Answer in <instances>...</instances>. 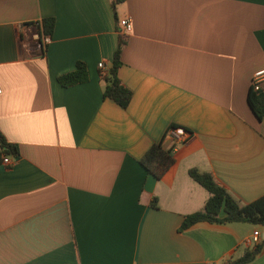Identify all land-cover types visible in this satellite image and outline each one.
Segmentation results:
<instances>
[{
  "label": "crops",
  "instance_id": "1",
  "mask_svg": "<svg viewBox=\"0 0 264 264\" xmlns=\"http://www.w3.org/2000/svg\"><path fill=\"white\" fill-rule=\"evenodd\" d=\"M121 34L125 107L98 68ZM78 61L86 80L62 86ZM263 67L264 0H0V132L18 147L0 164V264H225L257 244L245 264H264L263 225L178 230L209 195L190 168L241 203L264 195V116L247 103ZM172 125L188 137L156 179L139 159Z\"/></svg>",
  "mask_w": 264,
  "mask_h": 264
},
{
  "label": "trees",
  "instance_id": "2",
  "mask_svg": "<svg viewBox=\"0 0 264 264\" xmlns=\"http://www.w3.org/2000/svg\"><path fill=\"white\" fill-rule=\"evenodd\" d=\"M122 0H112V7ZM53 18H44L41 21V31L43 35H48L53 28ZM125 44L123 34L118 36L116 49L113 53L111 65L101 77L105 81L102 95L116 101L120 106L125 107L130 99L131 92L126 88L117 77V69L121 64L120 51ZM62 86H69L86 80L85 65L78 61L75 68L69 72L63 73L57 77ZM247 103L256 118L264 116V94L261 91H254L249 88L247 94ZM176 127L172 125L170 128ZM183 128V127H182ZM184 129V128H183ZM172 145L166 146L162 139L153 143L139 159V163L147 173L152 174L159 179L162 174L173 164L174 158ZM18 147L14 143L7 142L0 132V159L2 155H16ZM189 176L203 186L209 193L208 198L203 206L192 213L184 215L178 230L182 231L199 221H208L216 223L228 222H249L264 226V195L246 202L241 203L230 195L223 187L218 185L213 176L208 172H198L195 168L188 170ZM154 203L152 202V205ZM261 248L257 244L253 249L245 251L241 256L231 261V264H245L254 258V252Z\"/></svg>",
  "mask_w": 264,
  "mask_h": 264
},
{
  "label": "built area",
  "instance_id": "3",
  "mask_svg": "<svg viewBox=\"0 0 264 264\" xmlns=\"http://www.w3.org/2000/svg\"><path fill=\"white\" fill-rule=\"evenodd\" d=\"M118 25L120 26V31L121 30L127 31L131 28V24L129 22L128 17H123L119 19ZM42 40L44 42H47L49 40V37L47 35H42ZM98 68L100 69L101 76L104 75L106 71L108 70L102 61L98 62ZM263 79H264V67L253 72L252 77H251L250 87H252L254 91H261L264 94V89L260 87V82ZM0 93H1V87H0ZM168 133L173 143H179L181 141H184L188 137V134L186 133V131L182 127H178V126L170 128ZM10 158H11V155L9 154L2 155L0 159V164H4V165L10 164L11 162ZM257 232H258L257 230L253 231V234L251 237V240L255 243L258 240ZM225 264H231V261L229 260Z\"/></svg>",
  "mask_w": 264,
  "mask_h": 264
},
{
  "label": "water",
  "instance_id": "4",
  "mask_svg": "<svg viewBox=\"0 0 264 264\" xmlns=\"http://www.w3.org/2000/svg\"><path fill=\"white\" fill-rule=\"evenodd\" d=\"M40 44H41V42H40ZM254 253H256V252H254Z\"/></svg>",
  "mask_w": 264,
  "mask_h": 264
}]
</instances>
